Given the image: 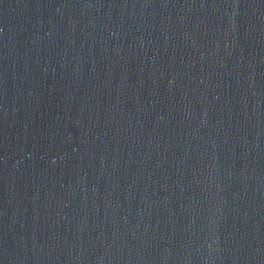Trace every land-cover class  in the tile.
Listing matches in <instances>:
<instances>
[{
	"label": "water",
	"instance_id": "water-1",
	"mask_svg": "<svg viewBox=\"0 0 264 264\" xmlns=\"http://www.w3.org/2000/svg\"><path fill=\"white\" fill-rule=\"evenodd\" d=\"M135 264H264V110L191 188Z\"/></svg>",
	"mask_w": 264,
	"mask_h": 264
}]
</instances>
